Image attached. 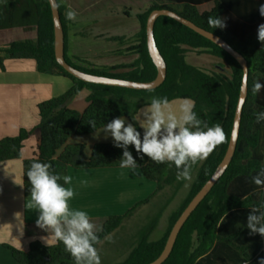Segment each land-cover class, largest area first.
<instances>
[{"label": "trees", "instance_id": "16d2710c", "mask_svg": "<svg viewBox=\"0 0 264 264\" xmlns=\"http://www.w3.org/2000/svg\"><path fill=\"white\" fill-rule=\"evenodd\" d=\"M151 1L153 6L137 15L139 43L129 49L135 51L138 58L126 66L90 69L72 63L66 56L68 20L65 18L64 7L57 0L64 31L65 60L72 67L89 74L136 82L154 80L157 71L147 51L145 25L149 14L156 9H168L167 3L178 5L181 8L178 12L180 16L224 38L246 59L249 67L248 95L243 107L240 133L233 159L223 176L180 230L172 252L163 264H196L211 251L216 241L232 246L243 254L246 248L235 245V236L220 237L217 228L227 214L251 210L253 205L264 202V193L258 201H253L250 197L240 199L228 193V188L234 180L256 173L261 166H264V156L261 162L252 159V152L258 150L259 144L258 135L252 131L256 122L254 113H257L254 108L259 107L264 111V89L255 95L252 91L255 82L264 84V43L257 38L258 26L264 23V17L259 12V6L264 4V0ZM209 3L212 4L210 10L204 12L198 10V6ZM209 16L222 18L226 27L215 29L209 27ZM15 29L22 31L21 40L13 39L12 34ZM154 37L166 65V78L159 87L154 90L137 91L85 83L68 74L55 60L53 22L47 0H0V68H4L3 63L8 59H30L36 63L38 72L59 75L71 82L70 89L63 96L41 102L37 106L38 155L24 161L23 164V187L26 193L30 194L31 189L26 172L34 161L50 163L55 173L61 176L66 175L67 167L76 169L119 167L124 149L116 147L115 143L95 144L87 161L82 160L83 144L66 145V143L72 136L94 133L117 117L127 118L141 132L135 116L142 106L150 104L153 96H166L169 102L185 99L193 101L194 111L200 119L209 126L221 124L226 133V141L218 145L200 164L188 196L170 215L163 236L156 241L149 240L158 223L160 217L158 213L142 230L137 244L127 258L119 264H149L163 251L175 221L210 178L225 154L243 76L240 65L229 54L168 17L161 16L156 20ZM189 50H200L218 58L229 67L230 76H227L223 69L206 72L186 63L185 55ZM76 60L83 62L79 58ZM83 89L90 92L85 110L80 113L69 109L67 103ZM92 119L96 121V128L88 123ZM27 136L28 133L22 130L16 137L0 140V162L19 158L22 142ZM61 149L62 151L57 155ZM128 150L136 158L142 176L155 184V191L149 199L130 209L126 215L108 217L95 232L102 241L105 236L116 231L137 207L148 203L151 198L168 187H174L176 193L183 184V181L176 179L177 169L174 164L171 167L168 163L156 164L147 156L140 159L142 154L136 153L131 145ZM198 164L193 166L192 171ZM58 183L63 184V180ZM6 247L10 250L13 259L20 264H75L70 254L64 250V245L57 241L52 246L33 241L26 252Z\"/></svg>", "mask_w": 264, "mask_h": 264}, {"label": "crops", "instance_id": "0c3cea01", "mask_svg": "<svg viewBox=\"0 0 264 264\" xmlns=\"http://www.w3.org/2000/svg\"><path fill=\"white\" fill-rule=\"evenodd\" d=\"M69 1L73 5L72 10L81 18L79 21H70L67 25L66 56L72 63L94 69L126 66L138 58L135 51L129 49L139 43L137 39L139 24L134 28V39L129 45L121 26V0H98L97 7L92 0ZM146 5L148 7L139 10L137 15L150 9L153 2L149 1ZM211 7V3L203 4L198 6V10L204 12ZM93 11L99 14L100 20L93 19ZM96 22L102 23V28L95 29L93 24ZM101 37L103 41H100ZM98 43L104 46H98ZM103 49L110 54L109 61L116 62L100 64L88 61L89 58L97 57ZM131 57L132 61L127 62L126 59ZM77 58L83 62L77 61ZM3 66V69L0 68V140L16 137L22 130L26 131L28 136L22 142L19 158L0 162V264H20L13 259L6 246L26 252L33 241H39L45 246H52L56 242L50 230L45 231L37 227L35 221L39 215L38 211L26 208L30 194L26 193L23 187V164L24 161L38 155V104L63 96L70 89L71 82L59 75L38 72L36 63L30 59H8L4 61ZM216 69L224 70V67L217 63ZM89 94L88 90H81L67 103V107L83 112L88 105ZM183 103L184 100H173L169 102V109L179 116ZM148 112L149 105L142 106L135 116L142 135ZM124 119L126 124L130 123L127 118ZM108 143L115 141L103 127L86 136H72L66 145L83 144L82 160L87 161L95 144ZM61 151L62 149L57 155ZM255 152H252V159H256ZM256 160L261 162L259 159ZM255 174L234 180L228 188V193L240 199L250 197L253 201L260 200L264 188L252 183L251 177ZM66 175L72 177V183L65 187H71L75 192V196L69 202L70 207L87 212L90 222L98 229L107 217L121 215L149 199L156 187L153 182L142 176L138 167L135 170L120 167L103 169L67 167ZM163 192L164 190L141 206H158ZM249 212L250 210H241L229 213L217 228L220 237L235 236V245L246 248L243 251L244 255L232 246L216 241L211 251L196 264H259V261L264 259V237L250 234L246 227Z\"/></svg>", "mask_w": 264, "mask_h": 264}, {"label": "clouds", "instance_id": "9594fccd", "mask_svg": "<svg viewBox=\"0 0 264 264\" xmlns=\"http://www.w3.org/2000/svg\"><path fill=\"white\" fill-rule=\"evenodd\" d=\"M259 12L264 17V4H260ZM76 12L68 10L65 18L76 20ZM211 28L226 27L222 18L208 17ZM258 40L264 43V23L258 26ZM264 89L259 81L253 85V94ZM195 103L185 99L177 116L169 109L166 96H153L146 114V124L143 125V135L133 123L125 122L124 117H117L104 125V131L110 133L115 146L123 148L119 161L121 169L135 170L138 167L136 158L128 150L131 145L136 153L147 156L156 164H173L177 169V181L192 180V168L208 158L212 151L227 139L221 124L209 126L199 118L194 111ZM256 122H264V111L254 113ZM96 128L94 119L88 122ZM26 175L31 184L30 199L26 202L27 209H36L39 213L35 223L37 227L51 231V236L64 245V250L70 254L75 264H101L99 249L96 245L103 243L94 232L95 225L90 222L89 214L83 210L70 207V200L75 196L71 187L72 177L55 173L50 163L34 161ZM63 180V184L58 181ZM251 181L259 188H264V166L251 177ZM187 186V185H185ZM246 227L250 234L264 237V202L253 205L247 215ZM112 241V236L104 237ZM264 264V259L259 261Z\"/></svg>", "mask_w": 264, "mask_h": 264}, {"label": "water", "instance_id": "95a60500", "mask_svg": "<svg viewBox=\"0 0 264 264\" xmlns=\"http://www.w3.org/2000/svg\"><path fill=\"white\" fill-rule=\"evenodd\" d=\"M51 10L52 22H53V33H54V56L57 64L62 67L68 74L74 78L90 84L119 87L137 91H148L154 90L159 87L166 78V65L165 62L158 50L154 37V25L156 20L161 17H168L181 25L189 28L198 35L209 40L220 49L229 54L241 67L243 71L239 96L234 112L233 124L231 128V133L228 141V145L225 151V154L216 167L215 171L212 173L210 178L206 183L201 187V189L196 193V195L191 199L186 208L182 211L178 219L175 221L172 226L163 251L153 262L149 264H163L169 255L172 252L174 244L176 242L177 236L191 216L195 211L198 205L203 201V199L209 194L214 185L218 180L223 176L227 168L229 167L233 156L235 154L237 141L239 138L241 119L243 113V107L245 105L247 95H248V79H249V67L246 59L239 54L224 38L217 36L213 33H210L198 26H196L191 21L183 18L178 13L170 9H156L153 10L146 20L145 32H146V45L149 57L156 68L157 74L154 80L150 82H136L119 78H110L94 74H89L82 72L71 65H69L65 60V51H64V31L63 26L60 20L58 3L57 0H47ZM64 106V105H63Z\"/></svg>", "mask_w": 264, "mask_h": 264}, {"label": "rangeland", "instance_id": "374dc122", "mask_svg": "<svg viewBox=\"0 0 264 264\" xmlns=\"http://www.w3.org/2000/svg\"><path fill=\"white\" fill-rule=\"evenodd\" d=\"M97 1L98 0H92V3L95 7L98 6L96 5ZM147 1L152 3L151 0H121V26L125 33L126 42H128L129 45H131V42H133L135 33L134 28L138 25L136 15L138 14L139 10H143L145 7H148L146 5L148 3ZM59 3L64 7V13L68 10H72L71 6L73 7V5L69 0H59ZM167 6L168 9L176 13L181 11V8L178 5L167 3ZM92 17L96 21L98 19L100 20V16L96 11H93ZM80 19V16L77 15L75 21H79ZM68 23H70L69 20ZM93 25L95 29L102 28L103 26L102 23L99 24L97 22ZM104 35L105 34H103V36ZM12 36L14 40H21L23 38V33L21 30L15 29ZM100 41H103L102 37L100 38ZM98 46L103 47L104 45L98 43ZM109 55L110 54L103 49L97 57H94L93 59L89 58L88 61L90 60L91 62L100 64H113L116 62H110L108 59ZM68 59L70 60V58ZM126 61L131 62L132 57L126 59ZM185 61L186 63L206 72L218 71L216 69V64L220 63L224 67L223 71L227 76H230L231 73L229 67L222 63L221 60L214 58L213 56H210L209 54L200 50H189L185 55ZM80 65L82 66V64ZM254 109L257 112L262 111V109L259 107H255ZM252 131L253 133H256L259 138L258 150L255 152L254 156L256 159L262 161V156H264V150H262V148H264V122H255L252 127ZM201 163L202 162H200L197 168L192 171L191 182L183 181V184L178 189V191H176V193L174 187H168L164 190L158 206L152 207V205H144L138 207V209H136L132 214L124 219L122 225L111 234L112 241L104 240L103 243L98 246L101 264H119L123 262L137 244L138 237L140 236L142 230L147 227V225L155 216H157L158 213H160V217L153 233L150 235L151 237H149V240L156 241L163 236L167 228L170 215L180 207V205L188 196ZM163 205L165 206L163 207ZM127 212L117 216H124ZM99 229L95 226L94 232L98 231Z\"/></svg>", "mask_w": 264, "mask_h": 264}]
</instances>
